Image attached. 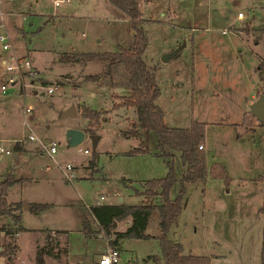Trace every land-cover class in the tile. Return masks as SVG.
I'll list each match as a JSON object with an SVG mask.
<instances>
[{"label": "rangeland", "instance_id": "rangeland-1", "mask_svg": "<svg viewBox=\"0 0 264 264\" xmlns=\"http://www.w3.org/2000/svg\"><path fill=\"white\" fill-rule=\"evenodd\" d=\"M141 6V24L148 38L143 59L156 67L160 86L156 102L165 122L188 126L192 120L205 121L207 163L226 164L230 177L227 184L210 176L186 183L183 206L168 237L181 242L186 254L209 256L210 264H259L263 218L258 209L264 182L245 184L239 177L264 176V126L250 114V104L264 92V63L260 65L264 62V0H141ZM1 9L0 30L10 38L9 48L2 53L27 57L33 73L26 72L24 84H10L0 91V180L7 171L35 174L37 181H23L20 190L19 184L14 185L7 191L8 198L18 196L19 190L38 199L46 194L57 202L38 215L23 211L25 226L46 228L20 235L21 256L32 257L36 264L37 237L44 243L36 251L45 242L51 245L50 252L42 254V264H99L101 252L109 247L119 249L117 264H154L147 256H161L157 238L126 237L112 246L113 234L104 233L90 206L97 199L138 201L143 181L164 175L168 165L179 178L184 169L179 153L156 155L152 132L150 152L129 154L144 138L143 131L140 138L121 134L137 118L133 107L106 113L96 129V143L90 132L75 146H68L65 138L68 127L82 128L80 104L108 108L113 93L130 94L131 89L84 80L102 69L101 61L62 62L59 55L133 46L128 16L109 0H67L57 6L53 0H3ZM238 11L244 18L237 19ZM49 86H55L53 91L47 90ZM72 104L77 114L62 115ZM254 126L259 127L248 132ZM51 140L56 143L53 152ZM16 143L23 152L14 149ZM85 147L88 153L79 150ZM26 152L29 156L24 158ZM92 158L94 167L89 165ZM67 162L77 175L72 181L65 177ZM178 188L176 181L172 197ZM85 217L89 231L83 230ZM8 220L9 216L0 219V227H8ZM121 221L116 223L118 230L125 229L126 219ZM156 222L152 220L146 231L156 233ZM12 236L9 231L0 244L13 243Z\"/></svg>", "mask_w": 264, "mask_h": 264}, {"label": "trees", "instance_id": "trees-1", "mask_svg": "<svg viewBox=\"0 0 264 264\" xmlns=\"http://www.w3.org/2000/svg\"><path fill=\"white\" fill-rule=\"evenodd\" d=\"M109 1L128 16L134 31L133 46H122L113 51H64L58 58L59 61L71 63L101 61L102 69L85 75L83 79L100 80L101 83L110 87H129L131 93H113L112 104L108 108H95L90 104H80L81 127L85 132L96 134V129L101 126L106 113L123 106L133 107L137 113V118L132 120L131 127L127 131L121 130V134L124 137L140 138L139 134L143 131L144 138L140 139L137 146L130 148L128 153L150 152L149 140L151 133L154 132L157 150L155 154L164 158L170 154L169 151L178 152L184 169L180 177L176 178L173 166L168 165V170L164 175L143 181L142 197L138 201L118 202L116 204L96 203L90 206L91 213L106 235L113 234L109 238L112 246L120 244V241L126 237H155L160 244L161 256L156 254L147 256L154 261V264H210V257L207 255L184 253L182 243L169 238L168 230L182 209L186 183L203 180L210 176L220 178L227 184L230 177L222 162L207 163L203 146L204 121L192 120L188 126H170L165 122L163 109L156 102V98L160 94V86L155 75L156 67L148 65L143 59L148 38L141 24L143 17L141 0ZM262 63L264 62H260V65ZM250 114L253 117L251 112ZM258 124L264 126V122H258ZM14 149L21 150V147L16 143ZM166 161L168 163L169 160ZM170 163L171 161L168 164ZM95 164V158L89 160L91 167H94ZM20 179L12 172L7 171L0 180V216H9L15 224L19 219L17 211L23 207V203L9 202L7 191L13 183ZM176 181L179 182V188L176 195L172 197L171 189ZM27 206L31 211L36 212L46 208L47 204L31 202ZM258 210L263 218L259 264H264V192ZM127 217H130V224L123 230H115L116 223ZM152 220L157 221L156 233L146 231ZM82 223L83 230L89 231L90 225L87 217L83 219ZM13 228L19 230L21 227L17 225ZM9 231L11 233L13 229L10 227ZM48 237L51 236L48 235ZM45 245L46 248H37L38 258H42L44 252H50L49 246L51 245L46 243ZM17 248L15 243L1 245L0 255L6 258L2 264H13ZM63 250L67 254V247ZM36 264L42 263H38L37 260Z\"/></svg>", "mask_w": 264, "mask_h": 264}, {"label": "built area", "instance_id": "built-area-1", "mask_svg": "<svg viewBox=\"0 0 264 264\" xmlns=\"http://www.w3.org/2000/svg\"><path fill=\"white\" fill-rule=\"evenodd\" d=\"M3 0H0V14H2L3 10L1 9V3ZM67 0H53L54 5L57 6L61 2ZM237 18L241 19L244 18V13L242 11L237 12ZM10 46V38L7 32L0 30V91L5 92L8 85H18L24 84V77L26 72L33 73L31 69L30 61L27 57L19 54V53H9L3 54V50H7ZM55 86L47 87L49 92L53 91ZM26 111H29V108H26ZM28 137L30 139H34L35 136L33 134H29ZM202 146V144H200ZM2 150V148H0ZM49 150L55 151L56 150V143L55 141L51 140L49 144ZM79 150L83 151L84 153H88L89 150L87 147L79 148ZM4 152H10L9 149H5ZM65 170V177L67 180L72 181L74 178L77 177L76 172L74 171L73 165L69 162L65 164L63 167ZM10 227H0V238L7 236L8 230ZM16 233V231H15ZM1 247V244H0ZM4 259L3 255H0V263L2 264V260ZM119 260V250L116 247H109L104 249L99 257V264H117Z\"/></svg>", "mask_w": 264, "mask_h": 264}, {"label": "crops", "instance_id": "crops-1", "mask_svg": "<svg viewBox=\"0 0 264 264\" xmlns=\"http://www.w3.org/2000/svg\"><path fill=\"white\" fill-rule=\"evenodd\" d=\"M245 15V14H244ZM237 17V16H236ZM237 19H239V18H237ZM256 119V118H255ZM257 120V119H256ZM205 122V121H204ZM257 122H258V120H257ZM78 127V126H77ZM257 127H259V126H254V127H252L248 132H254V131H256V129H257ZM98 141V140H97ZM203 145H204V150H205V141H203ZM19 151H21V152H23L22 150H19ZM27 153V152H26ZM27 156H29V153H27V154H25L23 157L24 158H26ZM213 162V161H212ZM211 162V163H212ZM211 163H209V164H211ZM225 166H226V164H225ZM227 167V166H226ZM16 177H19V178H21L20 180H18V181H16L15 183H13L10 187H9V191L11 190V187H13L14 185H16V184H19V190H20V188L22 187L21 185H22V182L23 181H30V182H33V181H37L38 179H39V177L37 176L36 177V175L35 174H29V175H17V174H14ZM240 179V183H247L249 180L250 181H263L264 182V176L261 178H259L258 176L257 177H250V178H247V177H245V176H240L239 177ZM206 179V178H205ZM205 179H203V180H205ZM129 182H131V180L129 181ZM18 190V192H19V194H18V196L16 195V197L15 198H13V199H9L8 198V196H7V199H8V201L9 202H22V203H26V204H28V203H31V202H37V203H45V204H47V207L46 208H44L43 210H40V211H36V212H33V211H31L30 209H28V206L26 207V208H24V207H22V209H20V210H18L17 211V213L19 214V219H18V221H17V223L15 224L13 221H12V219L9 217V220L8 221H10V223H9V227H11L12 229H13V232H11L12 234H13V243H15V244H17V246H18V248H17V252H16V255H15V258H14V260H13V264H33V262H34V259L32 258V257H23V256H21V247H20V244H19V241H18V239H20V235L22 234V233H24V231H33V232H36V231H38V230H41L42 228H46V227H38V228H30V227H27V226H25L23 223H22V214H23V211L24 210H30L32 213H34V214H36V215H38V214H40V213H42L45 209L47 210L48 208H51V207H55L56 205H57V202L56 201H53V200H51L50 199V197L48 196V195H46V194H43V197L41 198V199H38V198H35V197H32V196H30L28 193H23L22 191H19ZM264 192V191H263ZM263 196V195H262ZM100 198H103V196L101 195L100 196ZM122 199L120 198V199H118V202H122L121 201ZM118 202H111V201H106V202H99V200L97 199V203H100V204H116V203H118ZM24 205V204H23ZM3 217H5V216H0V219H2ZM5 220V219H4ZM120 222H122V221H120ZM130 224V217H127L126 218V226L125 227H127V225H129ZM17 225H19V227H21L19 230H17L16 228H13V227H16ZM48 229H53V228H51V227H47ZM15 229V230H14ZM115 230H118L117 228H115ZM123 230V229H122ZM14 231H16V233L14 232ZM61 231V230H60ZM36 236H38L37 234H36ZM42 243H44V240H43V242H39L38 241V238L37 237H35V242H34V246H35V252H36V254L34 255V258H36L37 257V251H36V247L38 246V244L40 245V244H42ZM46 243V242H45ZM65 243H66V246H68V241H67V239H65ZM117 248V247H116ZM118 249V248H117ZM119 250V249H118ZM68 256V255H67ZM67 260H68V257H67Z\"/></svg>", "mask_w": 264, "mask_h": 264}, {"label": "water", "instance_id": "water-1", "mask_svg": "<svg viewBox=\"0 0 264 264\" xmlns=\"http://www.w3.org/2000/svg\"><path fill=\"white\" fill-rule=\"evenodd\" d=\"M250 112L258 120V122H264V92H260L256 99L250 104ZM77 109L74 104L67 107L62 115H76ZM85 135V131L80 127H68L65 131V138L68 146H75L79 144ZM93 142L96 143L99 135L91 134ZM23 207L26 208L27 204L24 202ZM42 262V258L38 259V263Z\"/></svg>", "mask_w": 264, "mask_h": 264}]
</instances>
